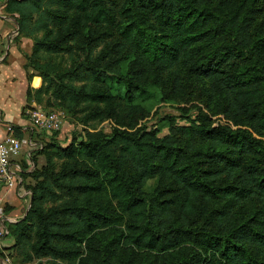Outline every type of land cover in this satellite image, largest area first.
<instances>
[{
	"label": "trees",
	"instance_id": "obj_1",
	"mask_svg": "<svg viewBox=\"0 0 264 264\" xmlns=\"http://www.w3.org/2000/svg\"><path fill=\"white\" fill-rule=\"evenodd\" d=\"M6 8L33 38L31 58H69L57 74L42 72L47 84L35 93L44 102L50 91L49 105L60 108L48 110L81 113L83 130L26 172L36 179L30 207L9 223L14 243L2 257L264 264V0H9ZM166 104L179 114L165 116L161 135L149 122Z\"/></svg>",
	"mask_w": 264,
	"mask_h": 264
},
{
	"label": "rangeland",
	"instance_id": "obj_2",
	"mask_svg": "<svg viewBox=\"0 0 264 264\" xmlns=\"http://www.w3.org/2000/svg\"><path fill=\"white\" fill-rule=\"evenodd\" d=\"M3 11L5 12V14L9 13L6 7L3 8ZM9 27H12L15 29L18 27V23L8 22L5 19L0 20L1 30L2 29L6 30ZM17 30L19 31V29ZM37 35L40 36L41 32H39ZM23 37H26L29 41L27 42V46L23 45V41H22ZM14 43L16 45V48L18 49V54L20 56V59L18 56H15L16 58L15 60H13L14 56H13V52H11L10 55L7 57V60L3 62V64L5 65V69L8 72H10V74H13V72H17L18 69L16 67H18L20 60H21L20 61L21 66H23V64L24 66L26 65V68H25L26 79H28V82H29L27 95H28V101L30 100V104L26 106L25 110L29 108H34V106H42L43 108H60V106L57 104L49 105L50 103L48 102V100L51 96L50 91L45 90L42 92L41 97L44 100V102L38 101L37 99L38 97L35 91L36 89L41 88L45 84H47V79L42 74L43 71H49L50 73L57 74L58 72H60L61 70H63L64 68L70 65L69 58L66 55H61V54H44L39 57L31 58V54L33 52L34 40L32 37L24 36V34L21 32H19L18 36L14 39ZM11 47L13 51L14 46L11 45ZM7 71H4L1 69L0 97L2 95L1 88L3 86L4 87L10 86L12 83V76L9 77L10 79L5 77V74H7ZM8 79L9 81H7ZM17 98L18 97H15V100ZM11 99L12 98L8 100H11ZM10 106H11V103H10ZM11 109H12V113L14 114H19L20 112V109L17 107H13ZM26 114L28 115L29 113H26ZM167 114L175 115V114H179V112L175 107L166 104L159 108V112L157 113V115L154 116L149 122L152 127H156L160 129L161 135H164L168 132V123L165 120V116ZM80 116H81V113L77 115H72L69 113V115L65 118L63 129L59 131L58 133L38 132V131H34L32 133V135L34 136L33 137L34 146H32L33 149H31L30 151L31 156L28 157L25 155L24 158L20 161V163H22L23 172H25V179L23 180L24 182L22 183V185H20V187L16 189H12V190L5 189V188L0 189V198H2L3 200L2 202L5 207L6 215L11 216L10 213L17 209L19 210V215H14L15 219L17 218L18 220L21 219L24 213H25L24 217L26 216L29 210V207H30V200H31V190L29 188L33 186L36 182V179L33 177V174L32 173L26 174V172L33 171L35 167L38 169H41L42 167L48 164V158L52 152L50 149L51 144H54V146L55 144L66 146L72 141L74 137L80 138V136H82L81 131L83 130V124L80 121ZM177 120L178 122H185V120H181V118H177ZM108 126H109L108 124L100 125V127L105 129L106 132L109 133L110 128ZM22 154L24 155V153H21V155ZM51 157H52V154H51ZM157 182H158L157 178L149 179L145 185V189L149 192L153 191L155 187L157 186ZM10 194H13L12 196H14L16 199L15 198L13 200L12 198L9 199L8 197H11ZM10 222H11L10 220H6L7 227ZM7 236H11V235L8 234ZM1 251L3 252V254H5V252L7 253L4 247L3 248L0 247V252ZM4 259H5L6 264H38L37 260L32 261L31 263H18V262H14V259L12 258L11 260L10 258L9 259L4 258ZM42 261L45 262V260H42Z\"/></svg>",
	"mask_w": 264,
	"mask_h": 264
},
{
	"label": "built area",
	"instance_id": "obj_3",
	"mask_svg": "<svg viewBox=\"0 0 264 264\" xmlns=\"http://www.w3.org/2000/svg\"><path fill=\"white\" fill-rule=\"evenodd\" d=\"M9 0H0V19L2 10ZM18 30L9 31L5 36L13 38ZM3 34L0 29V45L3 43ZM34 131L53 132L63 129L66 114L62 110H48L42 106H34L28 111ZM17 126L5 122L0 113V189H16L23 183L22 164L17 160L24 150L29 154L34 140L32 136H17ZM31 156V154H30ZM0 198V243L9 234L6 220H10L5 213V207ZM9 259V258H7Z\"/></svg>",
	"mask_w": 264,
	"mask_h": 264
},
{
	"label": "crops",
	"instance_id": "obj_4",
	"mask_svg": "<svg viewBox=\"0 0 264 264\" xmlns=\"http://www.w3.org/2000/svg\"><path fill=\"white\" fill-rule=\"evenodd\" d=\"M4 7H6V5ZM1 17L2 18L0 20L5 19L8 22L17 23V20L15 18L16 15L14 16L13 14H10V13L5 14V12L3 10H2V16ZM17 29H19V25L15 29L12 27H9L6 30L5 29L1 30L4 37H3V43L0 45V48L3 49V50L0 49V73H1V69L4 71H7L5 69V65L3 64V62H5L7 60V57L10 55L11 52H13V56H14L13 60H15V58H16L15 56H18L20 59V56L18 54V49L16 48V45L14 43V39L18 36L19 31L17 32L16 36L13 38H7L5 36L9 31L17 30ZM22 41H23V45L27 46V42H29L28 39L26 37H23ZM11 45L14 46L13 51H12ZM4 50H5V52H4ZM20 61H19L18 67H16L18 69L17 72H13V74H10V72L7 71V74H5V77H7V78L12 76V83L10 86H5V87L3 86L1 88L2 95L0 97V113H1L2 118L4 119L5 122L13 123L17 126V130L19 129V130L25 132L24 136L34 137L32 135L34 129L32 126L31 119H30V115L26 114V113H28L29 109H26L27 112L25 110L26 106L28 104H30V100L28 101V95H27L29 82H28V79H26L24 64H23V66H21ZM9 79L7 81H9ZM15 97H18L16 99L18 101L15 100ZM10 98H12V99L8 100ZM13 100H14V102H13ZM10 103H11V106H10ZM13 107H17L20 109L19 114L12 113L11 108H13ZM25 152H27V153H25ZM22 153H24V155L23 154L20 155L18 160H17L19 163L24 158L25 155L28 157L30 156L28 150H24ZM10 190H12V189H10ZM10 195H11V197H8V198L9 199L12 198V200H13L15 197L12 196L13 194H10ZM19 200H21V199H19ZM16 201H18V200H16ZM10 215L11 216H8V215L7 216L10 217L11 222L18 221V218L17 219L14 218V215H19V210H17V209L14 210L13 212L10 213ZM24 215H25V213L22 215V217H24ZM13 243H14V237L13 236H7L2 240L0 247H2V248L3 247H9V246L13 245ZM0 264H6L5 259L1 255H0Z\"/></svg>",
	"mask_w": 264,
	"mask_h": 264
}]
</instances>
